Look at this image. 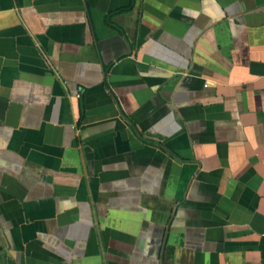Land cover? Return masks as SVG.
Returning a JSON list of instances; mask_svg holds the SVG:
<instances>
[{"label":"crops","instance_id":"crops-1","mask_svg":"<svg viewBox=\"0 0 264 264\" xmlns=\"http://www.w3.org/2000/svg\"><path fill=\"white\" fill-rule=\"evenodd\" d=\"M0 264H264V0H0Z\"/></svg>","mask_w":264,"mask_h":264}]
</instances>
